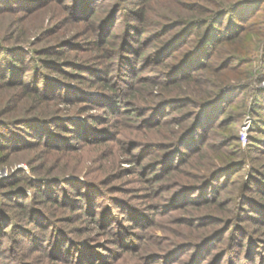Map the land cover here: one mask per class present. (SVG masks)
I'll use <instances>...</instances> for the list:
<instances>
[{
  "label": "trees",
  "instance_id": "trees-1",
  "mask_svg": "<svg viewBox=\"0 0 264 264\" xmlns=\"http://www.w3.org/2000/svg\"><path fill=\"white\" fill-rule=\"evenodd\" d=\"M175 1L138 0L139 7L128 8L126 4L121 3V0H117L115 2L117 5L113 6L104 18H102L101 10L106 7L104 5L107 0L66 1L65 7L68 11L70 10L71 17L74 16L77 21L97 23L96 18L101 16L98 19H103L105 22L97 25L96 30L99 38L106 36L104 41L108 38L105 31L109 33V29L112 28L110 23L117 19L116 12L125 5L127 6L123 26L117 33L118 37L122 36L121 42L109 40L113 46L112 50H119L117 62L108 63L109 60H107L99 66L100 68L93 67L95 64H92L91 71L95 72L92 71L93 78H88L87 75L79 76L81 73L78 69L83 66V63L78 61L70 62L73 69L65 70L61 63L45 59L34 49H25L21 46L16 48L17 46L13 47L0 41V81L8 86H17L23 93L28 94L30 100V104L23 107V116L17 121L14 123L1 121L0 151L6 150L9 154H13L39 145L62 150L71 148L74 144L71 138L75 137L78 139L76 142L79 143L103 144L106 139L104 133L107 132L108 136L114 133L106 127L92 123V120L97 121L100 115L87 114L84 120L71 118V116L63 119L60 114L51 115L50 106L48 108L43 105L42 100L55 97L65 100L63 101L65 105L84 102L81 103L82 107L85 105L84 109L95 106L102 108L105 114L110 112L104 118H109L108 116L111 115L113 119L117 114L115 123L118 126V121H122L125 110L120 106L125 103L122 95L123 87L119 86L121 90L118 92L117 84L114 86L109 82V73L116 70L119 74H117L118 78L130 89V99L125 102L132 101L136 106L146 110L142 113L143 115H139L143 118L141 123L144 124L139 127L138 132L148 139L143 143L146 146L153 145L157 152L154 155V160L157 162L156 169L159 166L166 174L164 181L170 180L166 182L174 183L175 187H178L173 194H170L172 202L166 204V207L172 211L174 208H179L180 204H185L186 207L190 205L186 211L193 214L191 219L196 223H189L188 232L178 231V241L171 242V247L176 249L161 251L159 252L161 257L156 258L153 249L147 250L144 240H140L137 244H128L122 239L124 231H119V245L122 247L120 257L116 261H110L112 259L110 257L109 261L103 264L109 262V264H120L127 253H135L134 264H156L155 261L158 259L163 260V264H174L177 260L170 261L169 259L173 257L172 254L178 252L182 244H192L198 249L197 251L204 254L209 250V246H212L210 247L212 249L215 242H220L229 231L233 233V240L231 239L225 248V256L222 255L228 259L229 264H237L242 251L240 244L243 242L240 240L247 239L248 244L256 243L260 249L264 248V239L257 243L258 240H254L251 233L256 229L264 232V215L259 216L260 211L264 213L263 198L259 199L253 195V192L264 194V172L259 171L247 178L242 176L239 180L230 181L231 187L227 191L230 196L224 203H222L219 192L226 189L227 185L223 183L225 181L228 183L229 179L224 180L223 183L215 182L218 177L229 174L231 170H235L233 175L237 176L239 173L236 171L240 169L251 172L255 169H262L261 167L264 166V159L259 168L255 167L252 162L256 159L257 153L264 156V137L258 138L250 135L245 148L237 144L233 149L228 150L226 145L231 143L229 142L231 137L235 135L233 140L238 141L239 139L237 125L227 127L229 120L225 119L230 109L234 108V104L238 101L247 102L249 95L253 97L255 110H257V104H262L264 87L261 83L264 80V67L261 71L253 69L239 71L241 75L232 71L233 69L224 71L232 67L235 62L248 65L251 61L248 55L254 48L260 52L263 51L264 40L256 43L246 41L245 37L249 22L264 8V0H234L228 4L215 0L218 5L214 9L198 2L184 3L186 12L180 11L179 3L175 4ZM36 2V0H0V13L34 14L43 9V3ZM151 10L154 12L151 13ZM143 34H146V37L140 41ZM138 43L141 48L137 47ZM62 44L53 45L48 54L56 52V46L59 47ZM149 46H151L150 53L146 51ZM105 56L107 58L110 56L108 51ZM140 56L144 58L146 65L153 62L154 66H161V69L157 75L139 77L141 78L140 83L137 81L138 84H136L134 80L140 73V67L137 64ZM87 67L90 68V65ZM52 70L59 72L58 75H51ZM29 71L31 75L25 79ZM67 73L75 77L74 79L78 78L77 83L71 82L68 75L64 76ZM96 83H99L100 88H94ZM91 89H96L101 94L89 92ZM34 105H42L44 109L37 112L30 110ZM57 109L60 110V107L57 106ZM176 111L179 112L176 113ZM81 126L86 128L85 131L79 129ZM253 129L264 132L262 127ZM217 134L221 135L220 139L213 142ZM21 173L24 176L21 175L19 181H23L26 187H24L25 184L17 187L19 183H15L14 187H11L13 190L7 193L15 203L22 202L21 212L28 219L31 210V214L42 212L43 209L40 210L39 206L35 205L43 201L47 202V200L61 207H64V200H67L66 202L72 204V207L77 206V210L97 214L92 212L96 211L95 207H98L96 202H90L83 197H74L66 191V185L70 184L72 188H75L80 183L74 172H71L72 177H54L52 182L55 183L51 185L45 182L47 177L45 175L37 176L33 172L31 176L23 170ZM1 182L0 185H3ZM89 182L93 183L88 179V182L83 183L82 188L93 189L98 195L103 194L97 187H91L92 184ZM55 184L64 185L63 204L57 203L60 199L57 195L59 191L51 187ZM111 212L110 206L106 205L101 213L104 215L105 213L111 214ZM144 213L147 214V211ZM42 214L44 216H41V220L46 223L54 222L51 221L52 218L47 212H42ZM128 215L134 222H141L139 221L140 216L144 214ZM113 223L120 227L124 221L113 217L111 221L107 219L103 224L109 226ZM258 223L261 225L257 227ZM219 225L224 226L218 229ZM57 228L58 231H62L60 227ZM24 232L25 235L29 233L26 230ZM18 235L21 234L18 233ZM44 239L46 244L51 243L49 261L54 262V259L60 258L58 254H63L62 262L72 264L73 261L69 263L70 260L66 256L70 249L59 235ZM40 241V239H35L34 243H31L32 247L40 248L42 246H39ZM75 242L78 241L75 240ZM79 245H82L80 249L83 250V256L73 264L94 262L96 258L89 252L91 249L98 251L96 245L81 243ZM247 257L246 254L244 257L246 264ZM82 258L86 260L83 262ZM28 263L31 264L25 260L23 264Z\"/></svg>",
  "mask_w": 264,
  "mask_h": 264
},
{
  "label": "rangeland",
  "instance_id": "rangeland-1",
  "mask_svg": "<svg viewBox=\"0 0 264 264\" xmlns=\"http://www.w3.org/2000/svg\"><path fill=\"white\" fill-rule=\"evenodd\" d=\"M36 1L38 3H43V9L39 12H34V14L25 15L23 12L0 13V41H4V43L12 45L13 47L17 46L16 48L21 46L25 49H34L38 55H43L45 59L61 63L65 70L73 69L72 66H70L72 62L78 61L83 63V66L78 69L81 73L79 76L87 75L88 78H93L92 71L95 73L94 70L91 71L92 64H95L93 67H99L107 60H109L108 63L110 61L117 62V52L119 50H112L113 46L109 43V40H119L121 42L120 39L122 36H119V38L117 33L120 32L123 26L124 13L128 10L125 7H139L138 0H121V3L127 6L125 5L116 12L115 16L117 19H114V21L110 23L112 28L109 29V33L105 31V34H108V38L104 41L106 36L104 38H99V34H97L96 30L97 25L105 22L103 19H98L101 16L96 18L95 21L97 23L83 22V20L77 21L74 16L71 17L70 10L68 11V8L64 5L66 1L68 2L70 0ZM178 1L179 0H176L175 4L179 3V9L182 12L187 11L184 3L198 2L201 5L213 9L218 5V2H215V0ZM232 1L234 0H220L222 4H228ZM115 2H117V0H107L104 5L106 7L101 10L102 18L110 12L113 6L117 5ZM153 12L154 10H151V13ZM151 17L154 18L153 16ZM145 35L146 34H143L141 36L140 41L146 37ZM245 40L256 43H261V41L264 40V8L249 22L246 29ZM58 43L63 44L59 47L56 46V52L48 54L52 50L53 45H57ZM139 46L140 44L137 45V47ZM147 50L150 53L151 46H149L146 51ZM107 51L111 57L108 56L107 58L105 56ZM248 57L251 59L248 65L237 64L235 62L232 67L226 68L224 71H231L232 69V71L238 73L239 71L243 72L247 69H250V71L251 69L254 71H261L264 67V49L260 52L257 48H254ZM137 64L138 67H140V73L138 78L134 80L136 84H138L141 79L139 77L157 75L161 69V66H154L153 62L146 65L142 56L139 57ZM89 65L90 68L87 67ZM58 73L59 72L56 70L51 71V75L53 76L58 75ZM68 73L64 76L67 77L68 75L71 82L77 83L76 81H78V78L74 79L75 77L70 76ZM117 74L118 72L116 70L111 71L109 73V82L114 86L117 84L118 92L121 90L120 87H123L122 95L125 105H121L120 108L123 110L125 108V110L124 114L121 111L124 117H122L123 115L121 116L122 121H118V126H116L115 123V121H117V114L114 115L113 119L111 115L108 116L109 118H104V116L110 114V112H106L105 114L102 108L90 106V109H84L85 105L82 107L83 104H81L84 102L67 103L65 105V100H62L60 97L61 100L55 97L42 100L44 102H42L43 105H46L48 108L50 106L49 109L52 111L51 115L60 114L63 116V119L70 118L71 116V118L84 120L87 114L100 115L101 117L97 121L92 120V123L106 127L114 133L108 136V133L105 132L104 137H106V139L103 144L95 142L86 144L79 143L76 142L78 139L75 137L71 138V142L74 143L72 147L62 150L39 145L20 150L13 154H9L6 150L0 151V181L3 183V185H0V241H2L0 243V264H23L25 260L31 264H66L63 263L61 259L64 258L63 254H58L60 258L54 259V262L49 261L48 255L51 253V243L46 244L44 238H53L56 235H59L62 238L61 240H63L70 249L68 255H66L70 260H68L69 263H71V261H73L72 264L74 261L78 262L79 258L83 256V250L80 249L82 245H79L80 243L86 245L94 244L93 246L96 245V249L98 250L95 251L91 249L89 252L91 255H94L97 261H86L84 264H93L96 262L103 264L109 261L110 257L112 258L110 261H116L120 257V249H122L119 245V231H124L122 239L127 241L128 244H137L140 240H144L147 250L153 249L154 255L157 258L161 257V253L159 252L166 249L171 250V242L178 241V231H189V223L194 222L191 219L193 214L186 211L190 205L186 207L185 204H180L179 208H174L172 211H169L166 207V204H171L172 202V195L170 194H173L178 187H175L176 185L174 183L171 184V182H166L170 180L164 181L166 174L161 171L159 166L158 169H156L157 162L154 160V155H156L157 152H155L153 145L146 146V144L143 143L148 139L142 137L140 132H138L139 127L144 124L141 123V119L143 118L139 115L146 110L136 106L131 100V102H128L130 99V89L118 78L119 74ZM30 75L31 72L29 71L25 79H28ZM0 83V123L1 121H10L14 123L23 116V107L30 104L29 96L27 93H23L22 90H19L17 86H8L1 81ZM98 84L99 83H96L94 88H100ZM261 86L264 87V80ZM96 89H91L89 92L92 91V93L101 94ZM9 99L11 100L8 101ZM125 100L128 101L125 102ZM253 103V97L249 95L247 102L238 101L234 104V108H231V111L226 114L225 119L226 121L229 120L227 127L237 125L239 139L238 141L233 140L235 135L231 137L229 141L231 143L226 145L228 150L233 149L237 144L245 148L250 140V135H255L258 138L264 137V132L253 129L254 127L264 128V101H262L260 105L257 104V110H255V105ZM57 106L60 107V110L57 109ZM43 107L42 105H34L30 110L37 112L44 109ZM177 112L179 111H176V113ZM173 113L172 115H174ZM126 116L127 118H125ZM82 126L79 127V129L85 131L86 128ZM220 136V134H217V136H214L216 138L212 141L217 142ZM263 159L264 156L257 153L256 159L252 160V162L255 167L259 168L260 165H262ZM261 168L262 169H255L251 172L249 170L240 169L236 171V173H239L237 176L236 174L233 175L235 170H231L229 174L218 177L215 182L223 183L224 180L229 179L228 183L227 181L223 183L227 185L226 189L220 190L219 192L220 197H222V203L226 202L230 196L227 192L229 187H231L229 184L230 181L239 180L242 176L247 178L249 175L252 176V174L259 171L264 172V166ZM32 169L35 173L34 175L47 176L45 182L48 185L55 183L54 181L52 182L54 177H72L73 174L71 172L77 174L75 176H77L80 183L75 188H72L70 184L66 185V191H69L74 197H83L90 202H96L98 207H95L94 210L96 211L92 212L97 214L93 215L79 209L77 210V206L72 207V204L66 202L67 200H64V207L56 206L53 202L47 200V202L43 201L35 206H39L40 210L43 209L42 212H47L52 218L51 221H54L53 223H46L41 220V216L43 215L42 212H40L41 215L40 213L31 214L32 207L30 209L29 219L23 216L20 206L22 202L17 201L15 203L12 197H8L10 194L7 192L13 190L11 187H14L13 184L15 183H19L17 187L25 184L23 181H19V178L23 175L21 171L23 170L25 173L32 176ZM88 179L89 181H93V183L89 182L92 184L91 187H97L103 194L98 195L97 191L93 189H83V183L88 182ZM24 187H26V184ZM51 187L59 191L57 195L60 199L57 203L63 204L65 192V188H63L64 185L55 184ZM256 193L257 192H253V195L259 199L260 197L263 198L264 202V194ZM106 205L110 206L112 212L111 214L105 213L103 215L101 212L105 210ZM175 205L176 204H174V206ZM143 209H147L145 210L147 214L144 213L145 211ZM138 213L144 214L140 216L141 218L139 221L141 222H134L129 218L128 214L136 215ZM263 215L264 213L260 211L259 216L261 217ZM113 217L118 218L122 222L124 221L123 225L125 224V227H123V225L120 227L115 226V223L109 224V226L103 224L105 220L108 219V221H111ZM256 225L258 227V225L261 224L258 223ZM223 226L224 225H219L218 229L223 228ZM57 227H60L62 231H58ZM108 228L110 229L107 230ZM25 230L29 232L26 235L30 237L25 235ZM257 230L258 229L251 233L254 236V240H258V243L261 242L260 240L264 239V232L260 229ZM18 233L21 235H18ZM232 234L231 231L226 233L220 242H215L212 249H210L212 246H209V250L204 254L197 251L198 249L194 248L192 244H182L178 252L172 254L173 257H170L169 260H177L174 264H229L227 263L228 259L224 256L226 254L225 248H227L229 241L233 238ZM35 239L41 240L39 242V246L42 245L40 248L32 247L31 243H34ZM75 240L79 243L75 242ZM240 241L243 242L240 244L242 251L237 259V264H246L244 260L246 254L248 255L246 258L247 264H264V248L260 249L256 243L254 245L248 244L247 239ZM134 255L135 253H127L120 264H134ZM85 260L86 259L82 258L83 262ZM155 263L163 264L164 262L158 259Z\"/></svg>",
  "mask_w": 264,
  "mask_h": 264
}]
</instances>
